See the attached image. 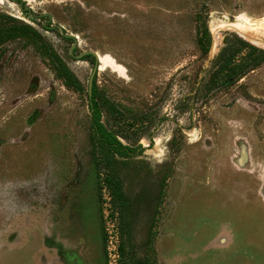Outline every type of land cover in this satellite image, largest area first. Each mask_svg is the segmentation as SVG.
I'll list each match as a JSON object with an SVG mask.
<instances>
[{
	"label": "rangeland",
	"instance_id": "obj_1",
	"mask_svg": "<svg viewBox=\"0 0 264 264\" xmlns=\"http://www.w3.org/2000/svg\"><path fill=\"white\" fill-rule=\"evenodd\" d=\"M17 3L0 0V264H264V62L207 84L225 33L264 49V0H22L98 54L100 121L142 146L125 157L91 127L92 56Z\"/></svg>",
	"mask_w": 264,
	"mask_h": 264
},
{
	"label": "trees",
	"instance_id": "obj_2",
	"mask_svg": "<svg viewBox=\"0 0 264 264\" xmlns=\"http://www.w3.org/2000/svg\"><path fill=\"white\" fill-rule=\"evenodd\" d=\"M16 1L18 2V0ZM25 12L26 11L22 13L25 16L29 17L27 14H25ZM198 18L199 16L197 15L196 21H198ZM29 19L33 20L34 18L29 17ZM200 24V28L198 24L196 25V43L201 50H204V48L207 47L208 43H210V36L203 20L200 21ZM13 31V28H7L5 30V35L9 38L11 37ZM86 55L92 56L90 54ZM92 58L94 59L93 56ZM263 62L264 49L262 47L251 43L250 41L235 33H225L221 39V46L219 47L217 53L214 55L210 62L211 68L208 75L207 84H210L211 86H217L228 82L236 81ZM94 96L95 89L92 80L91 96L88 98V109L91 127L95 136L118 156L125 157L130 156L134 153L141 152L142 146L137 145L135 147H131L121 143V141L117 138L116 134L104 126V124L100 121L99 109L95 100H93ZM104 180L106 181V183L109 184L111 196L120 198L121 191L119 182L115 180L112 183V179L109 177H105ZM98 213L100 215L101 211L99 210ZM100 228L102 231L103 245L104 232L101 222ZM104 250L105 248L103 245V253L105 252Z\"/></svg>",
	"mask_w": 264,
	"mask_h": 264
},
{
	"label": "water",
	"instance_id": "obj_3",
	"mask_svg": "<svg viewBox=\"0 0 264 264\" xmlns=\"http://www.w3.org/2000/svg\"><path fill=\"white\" fill-rule=\"evenodd\" d=\"M17 6L19 10L26 11L30 16L32 17H46L45 20L42 22V26L46 28H56L58 32L63 36L67 38H72V43L68 49V54L71 55L74 58H81L83 55L91 54L94 57V63L92 65L91 71L89 73L88 79H87V97L89 98L91 96V89H92V80L93 76L97 69V61H98V55L96 52L92 50H83L77 54H74L72 52L73 48L76 47V40L74 36L71 33L64 32V29L59 24H53L51 23V17L48 13H33L30 10V7L28 5H23L22 0H18Z\"/></svg>",
	"mask_w": 264,
	"mask_h": 264
},
{
	"label": "flooded vegetation",
	"instance_id": "obj_4",
	"mask_svg": "<svg viewBox=\"0 0 264 264\" xmlns=\"http://www.w3.org/2000/svg\"><path fill=\"white\" fill-rule=\"evenodd\" d=\"M44 27V26H43ZM71 40H72V38H71ZM75 48V47H74ZM74 48H73V50H74ZM73 50H72V52H73ZM74 53V52H73ZM91 55V54H90Z\"/></svg>",
	"mask_w": 264,
	"mask_h": 264
},
{
	"label": "bare ground",
	"instance_id": "obj_5",
	"mask_svg": "<svg viewBox=\"0 0 264 264\" xmlns=\"http://www.w3.org/2000/svg\"><path fill=\"white\" fill-rule=\"evenodd\" d=\"M98 55V54H97ZM98 60H99V56H98Z\"/></svg>",
	"mask_w": 264,
	"mask_h": 264
}]
</instances>
